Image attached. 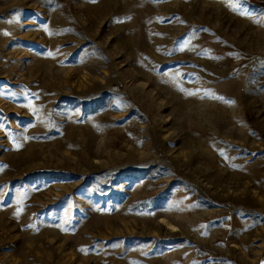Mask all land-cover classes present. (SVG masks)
Masks as SVG:
<instances>
[{
  "label": "rangeland",
  "instance_id": "1",
  "mask_svg": "<svg viewBox=\"0 0 264 264\" xmlns=\"http://www.w3.org/2000/svg\"><path fill=\"white\" fill-rule=\"evenodd\" d=\"M0 264H264V0H0Z\"/></svg>",
  "mask_w": 264,
  "mask_h": 264
},
{
  "label": "snow or ice",
  "instance_id": "2",
  "mask_svg": "<svg viewBox=\"0 0 264 264\" xmlns=\"http://www.w3.org/2000/svg\"><path fill=\"white\" fill-rule=\"evenodd\" d=\"M91 2H96V0H91ZM181 50H183V48L181 49ZM178 75V74H177ZM209 94L208 93H205V96H208ZM220 99H223L222 97H220Z\"/></svg>",
  "mask_w": 264,
  "mask_h": 264
}]
</instances>
